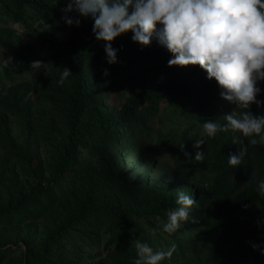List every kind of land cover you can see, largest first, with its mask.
Segmentation results:
<instances>
[{
	"label": "trees",
	"instance_id": "1",
	"mask_svg": "<svg viewBox=\"0 0 264 264\" xmlns=\"http://www.w3.org/2000/svg\"><path fill=\"white\" fill-rule=\"evenodd\" d=\"M67 3L68 0H0V50H5V59L13 58L9 67L0 71V96L8 92L13 97L11 101L0 102V107L29 124V114L21 104L30 91L39 95L40 90H45L46 98L62 108L68 131L47 186L40 182L36 190L14 205L0 208V225L5 227L38 219L75 187L74 173L93 171L95 159L109 148L116 149L126 136L132 135L134 125L142 127L146 118L153 119L157 126L154 152L162 157L165 152L172 155L181 150V144L186 147L184 154L190 153L187 141L170 139L169 134L162 133L174 121L182 120L189 129L202 132L199 125L206 119L223 124V114L233 112L240 118L247 111L224 101L217 82L207 79L206 72L198 65L191 66L185 75L175 73L160 84L150 82V74L167 65L171 58L162 46L130 57L127 43L117 49L116 64L106 62L108 76L102 70L92 78H83L87 58L66 52L94 35L93 19L73 11L68 15L78 18L80 24L68 26L61 11ZM129 33L130 30L120 37ZM101 54L106 61L104 49ZM33 61L47 64L48 71L44 72L45 68L33 71ZM63 68H68L72 75L60 84ZM259 86L262 92L257 98L264 100V82ZM125 88L127 102L120 113L112 114L105 107V99L110 91L115 93ZM249 110L254 115H264V104L259 107L251 104ZM0 128V143L12 145L8 126L0 121ZM261 135L264 132L246 137L231 129L217 131L213 137L205 135V143L192 153L191 164L182 162L187 167L181 178L186 181L196 170L210 169L207 184L210 195L192 194L196 205L176 232L162 230L167 213L177 207V192L172 185L169 194L155 199L144 214L135 207L107 203L87 193L75 211L48 233L37 248L23 251L20 264H67L64 243L102 237L107 238L106 250L114 264H133L137 258V240L147 242L154 250L174 244L173 255L161 264H199L200 260L208 264H264V255L252 247L253 244L264 246V196L257 192L258 181L264 179ZM253 139L257 142L251 143ZM240 148L246 149L242 164L231 168L227 157L238 153ZM196 151L204 152L202 161L194 160ZM80 153H86L88 159L79 158ZM11 251L0 248V262Z\"/></svg>",
	"mask_w": 264,
	"mask_h": 264
},
{
	"label": "rangeland",
	"instance_id": "2",
	"mask_svg": "<svg viewBox=\"0 0 264 264\" xmlns=\"http://www.w3.org/2000/svg\"><path fill=\"white\" fill-rule=\"evenodd\" d=\"M132 35L130 31L127 37H116L111 42L112 47L120 50L128 43L127 54L131 57L160 46L155 38L149 46H141L132 41ZM104 44V41H97L93 35L66 52L73 57L80 55L87 58V64L82 71L83 78H92L106 69L107 63L101 54ZM63 63H66V60ZM191 66L193 65L169 67L167 64L150 74L149 80L155 85L160 84L175 73L185 75ZM45 70L48 71V68L45 67L44 72ZM7 93L1 95L4 96L0 98L1 103L11 101L13 94ZM127 95L126 88L115 93L110 91L109 97L105 99V107L112 114L120 113L127 102ZM46 96L48 95L45 90H40L39 95L34 91L27 93L21 107L29 114V124L4 112L0 107V121L8 126L12 139V145L8 142L0 143V208L14 205L18 199L36 190L40 182L47 186L52 178V167L59 158L58 153L66 142L68 131L62 108L50 102ZM131 132L132 135L129 138L126 136L116 149L109 148L106 153L95 159L93 171L74 173L75 187L70 188L66 197L57 200L55 205L42 213L38 219L23 224L15 223L10 227L0 225V248L12 250L0 264H20L23 251L27 248H37L48 233L75 211L77 204L87 193L107 203L118 202L125 208L135 207L140 214L147 213L155 199L169 194L171 190L168 188L171 185L176 192H205L210 195V190H207L211 177L210 169L196 170L186 181L181 178L184 167H187L182 162H192V153L196 149L193 147L195 140L203 139L205 143V135L202 132L189 129L182 120L174 121L173 125L162 133L169 134L170 139L181 138L187 141L190 153L188 156L184 154L185 147L183 150H176L172 155L165 152L162 157L154 152L158 130L153 119L146 118L142 127L136 123ZM1 137L0 128V141ZM80 154L79 158L88 159L86 153ZM106 241L107 238L102 237L91 241L84 240L82 243H64L66 263L114 264L106 250ZM199 264L208 263L200 260Z\"/></svg>",
	"mask_w": 264,
	"mask_h": 264
},
{
	"label": "clouds",
	"instance_id": "3",
	"mask_svg": "<svg viewBox=\"0 0 264 264\" xmlns=\"http://www.w3.org/2000/svg\"><path fill=\"white\" fill-rule=\"evenodd\" d=\"M61 11L68 26L80 24L78 18L68 15L73 11L93 19L92 32L97 41L105 42L109 65L118 62V50L111 43L116 37L130 30L132 41L144 47L155 38L171 54L169 67L198 65L207 79L217 82L224 101L247 110L240 118L233 112L223 114V124L204 120L199 125L204 135L213 137L217 131L229 129L246 137L264 132V115H254L249 110L251 104H264L257 98L262 92L259 84L264 82V0H68ZM4 51L0 50V71L8 68L13 59H5ZM46 65L33 61L31 68L38 71ZM71 75L68 68H63L58 83L63 84ZM103 75H109L108 69ZM260 141L264 142V135ZM203 143V139L195 140L193 147L199 149ZM180 147L183 150V144ZM245 154L244 148L229 154L228 165L232 168L242 164ZM203 159L204 152L196 151L194 160ZM257 192L264 196V179L258 181ZM175 203L177 207L167 213L162 225V230L170 234L181 228L196 205L192 194L184 191L177 192ZM252 247L264 255V246ZM135 248L137 258L133 264H161L175 251L174 244L154 250L139 240L135 241Z\"/></svg>",
	"mask_w": 264,
	"mask_h": 264
}]
</instances>
